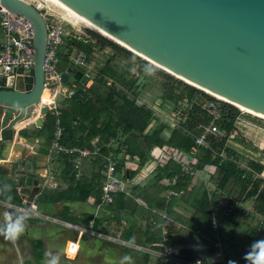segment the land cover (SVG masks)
Returning a JSON list of instances; mask_svg holds the SVG:
<instances>
[{
	"label": "trees",
	"instance_id": "obj_1",
	"mask_svg": "<svg viewBox=\"0 0 264 264\" xmlns=\"http://www.w3.org/2000/svg\"><path fill=\"white\" fill-rule=\"evenodd\" d=\"M0 33L1 40L4 37V30L1 25ZM90 34L98 39L102 45L112 47L117 52L131 59L137 58L133 52L98 32L90 30ZM67 40L68 52L76 47L85 51L87 55H91V43H86L75 37H68ZM63 60L69 61V55H63ZM157 71L162 73L161 70ZM106 78L112 80L111 85L107 83ZM164 78L163 102L178 104L184 99L185 95L192 102V106L185 109V116L180 119L178 125L172 128L171 135L166 139L162 136L166 128L164 122L159 121L158 128L150 131V125L157 120L154 110L146 105L138 104L136 99L129 96L128 91L118 89L117 83H134V81L127 80L126 72H118L106 66L100 70L89 87H85L80 82L68 83L70 86L78 84L79 87L75 89V93L71 97L65 98L62 102L60 124L64 127V134L61 144L67 147H91L92 141L97 136H100L99 143L109 145H105L101 155L92 161L93 165L98 167V172L88 182L76 181L75 158L77 154H62L64 159L62 177L70 183V186L67 190L56 195L59 197L54 195V190L46 189L44 191L45 197L55 202L60 198L87 200L93 195L99 203L104 180L106 156L111 155L118 160L117 169L122 173L126 164L135 159L138 160V169L143 167L149 159V154L158 148L168 146L189 151L193 146L197 145L196 137L204 132L205 125L212 118L205 104L216 102L220 112L217 122L226 131V134L224 136L207 135V145H198L196 167L198 170L203 171L207 165H214L216 167V176L212 174V178L214 180L216 177L221 178L218 184L220 187L230 191L234 186H240V197L244 195V199L255 198L256 208L260 213H264V178H254V171H244L236 162L230 159H223L221 156L222 152H227L228 154L235 153L238 157V154L227 145V140L235 129V122L241 114L240 109L228 102H221V106L214 97L170 74L165 73ZM204 97L210 100L204 103ZM64 105L66 106L64 107ZM55 127L56 117L54 114L48 113L43 126L37 129L38 135L46 136L47 140L51 142L54 138ZM111 139L115 141L111 142ZM252 166L256 172H262L264 169L262 164L253 163ZM180 170L181 165L175 160L171 159L163 164L158 162L155 181L151 180L146 187L137 186L133 196H129L126 192L115 194L114 201L104 207L109 212L123 211L121 213L124 215H114V219L123 218L128 220L130 215H135L137 211L136 198L141 197L144 199L149 209V215L146 217V229L138 232L133 224L124 229L122 236L128 241L154 245L164 239L160 230H154L155 222L159 219L157 210H163L166 205V199L159 197L160 193L166 189L183 190L185 194L182 199L192 205L194 213L191 216H184L185 218L181 215L179 216L182 218L181 223L190 229L188 234L192 244L189 243V239L187 240L183 236L180 238L171 237L174 232L172 229H169L166 237H168L169 243L179 250L183 258L193 259L200 257L206 262H210L216 250L211 241L216 234L211 225L215 202L209 198V192L204 185H196L197 183L195 182L199 178L183 176L179 177L177 184H172L171 178L177 175ZM123 173L126 179L133 176V172H130L129 175L126 172ZM158 184L160 187H156V189L151 191ZM150 188L152 189L149 190ZM133 204L135 205L133 206ZM169 212L172 215L175 213L172 210ZM176 216L179 217L178 215ZM223 217L225 219L220 220L219 224L226 258L228 262L234 260L236 264H246L243 257L246 253L245 249L248 247L247 244L251 245L254 240L259 238L250 227L247 226L245 228L237 220L236 211L229 217ZM110 218L113 217L110 216ZM105 220L107 218H96L93 227L99 228ZM198 231H201L202 234L198 233ZM239 231H242L243 235L239 234ZM126 247L129 250V254H131L133 249L129 246ZM159 247L157 246V248ZM232 249L233 252L231 251ZM155 257L161 261H159L161 264H172L163 262L161 257ZM151 260L152 254L144 253L143 263L151 264Z\"/></svg>",
	"mask_w": 264,
	"mask_h": 264
},
{
	"label": "water",
	"instance_id": "obj_2",
	"mask_svg": "<svg viewBox=\"0 0 264 264\" xmlns=\"http://www.w3.org/2000/svg\"><path fill=\"white\" fill-rule=\"evenodd\" d=\"M60 1L172 74L264 115V0ZM1 3L26 16L35 31L31 80L14 75L0 79V160L10 157L18 183L31 186L33 162L11 151L23 150L14 142L17 127L35 117L42 126L49 113L47 105L40 106L48 30L41 12L28 2ZM61 68L65 83L88 82L89 75L69 61Z\"/></svg>",
	"mask_w": 264,
	"mask_h": 264
},
{
	"label": "built area",
	"instance_id": "obj_3",
	"mask_svg": "<svg viewBox=\"0 0 264 264\" xmlns=\"http://www.w3.org/2000/svg\"><path fill=\"white\" fill-rule=\"evenodd\" d=\"M29 4L33 5L37 10H39L44 17L47 30V52L45 57V84L46 88L49 89L52 93L51 97L47 100L43 99L40 106L47 105L49 107V113L54 114L56 117V127L54 131V138L51 142V146L49 149V154L46 156V161L53 162L57 159V156L60 154H77L75 158V167L79 168L80 164L83 160H94L101 155V151L105 145L109 144H100L99 137L95 138L92 141L91 147H67L61 144V139L64 134V127L60 124V115H61V104L60 97L65 96L71 97L75 93V89H71L68 83L63 81V69L61 68V63L63 60V55H69V62L77 67L84 68L87 65V54L85 51L79 49L76 50L73 48L70 52H68V37H75L79 40H83L86 43H89L90 39L82 38L81 36H77L76 34H71L68 31V25L70 21L67 19L65 14L59 11V8H56L54 4L48 2V0H24ZM0 25L4 30V37L0 40V79L14 76H24L31 80L33 75V66H34V38L35 31L33 24L31 21L24 15L15 13L5 7L0 0ZM67 61V60H66ZM85 73L91 77L89 71L83 70ZM89 80V79H88ZM74 86V85H73ZM90 86V85H89ZM88 86V87H89ZM45 88V89H46ZM177 107V106H176ZM178 107L182 108L181 102H179ZM208 112L211 115V120L204 127V132L196 137L197 145L193 146L191 150H180L176 147H163L158 148L156 150H161L162 154H164V158L154 156L159 160L160 163L168 162L169 160H175L181 165V170L177 175H174L171 178L172 184H177L179 177H190V178H201L205 187L207 188L209 194V198L216 202V206L213 207V218L211 220V225L213 230L216 232L215 237L212 239L214 247L221 253L222 256L224 252V244L220 232V224L219 219L216 217V213L219 210V206H221V213L223 216L229 217L235 210L242 209L241 203L239 206L231 205V200L226 205L223 204V199L228 196L225 188L220 187L218 184L215 185L212 180V174L214 172L207 171V167L205 170L200 171L196 167V154L198 152V145H207L206 137L208 134H223L224 131L218 126V118L220 116L218 104L216 102H209L205 104ZM185 107L179 110H174L173 115L177 116L178 122H170L172 128L178 125L180 119L182 118V114L185 112ZM186 112L184 113L185 116ZM158 118V114L156 115ZM168 118V116L166 117ZM161 119L160 122L166 119ZM164 122V121H163ZM114 139H111L113 142ZM160 153V152H159ZM160 155L158 153H155ZM223 159H225V152L221 153ZM106 163L104 164V181L102 185V192L99 200L100 205H107L114 201V195L119 192H127L128 179L125 178L124 173H120L117 169L118 160L108 155L105 157ZM161 159V160H160ZM163 160V161H162ZM157 166V164H156ZM208 166V165H207ZM214 166V165H210ZM215 167V166H214ZM216 168V167H215ZM264 170V169H263ZM245 171H254L249 167H246ZM207 172V173H206ZM259 177L264 178V172L257 173ZM169 192L174 197H180V195L184 194L183 190H175L170 189ZM1 203V201H0ZM35 205L37 209V213L34 216L42 217L45 219H51L54 222H60L58 218L42 214L38 211L37 205L34 201L27 202L21 206H17V209H28ZM4 206L8 208H14L15 206L11 203H4ZM164 213V212H163ZM167 213V212H166ZM168 218V215H164ZM65 226L78 229L80 233H88L90 235H94L100 238H104L113 242H120L123 245H127L133 247L132 244H128L129 241L124 238H120L103 231L97 230L93 227V225L82 226L72 222L62 221ZM261 230V227L258 228ZM198 233L202 234L201 231ZM167 233L164 234V239L162 242H156L154 245L146 246L144 244H135V248L140 249L146 253H150L154 256L161 257L163 262H170L172 264H217V262H223L222 264H227L224 260L216 261L214 258L210 262H206L200 257H196L193 259H186L180 255L179 250L169 243L168 237H166ZM263 235L260 236L259 239L262 238ZM156 245V246H155ZM137 246V247H136ZM157 246H160L157 248ZM80 251V240H72L68 242L66 253L68 257L76 256Z\"/></svg>",
	"mask_w": 264,
	"mask_h": 264
},
{
	"label": "crops",
	"instance_id": "obj_4",
	"mask_svg": "<svg viewBox=\"0 0 264 264\" xmlns=\"http://www.w3.org/2000/svg\"><path fill=\"white\" fill-rule=\"evenodd\" d=\"M2 39L3 38H1V40ZM62 98L64 97L62 96ZM63 100H60L61 108H63V103H62ZM65 106L66 105H64V107ZM36 118L37 117L26 120L23 123H21L19 127H17V131L14 132V142L16 144L17 143L22 144L23 150L17 153H14L13 150L11 151V155L15 154L19 158L23 156L27 162L30 161L33 162L34 172H32V174L34 175L31 180L32 183L31 186L29 185L23 186L20 183H18L16 177L17 175L15 173H12L10 170L13 164V163L10 164V162L12 161L10 157L9 159L6 160H0V193H3L0 194V201H1L0 223L3 222V214L5 211H11L12 209H17V206H21L23 204H26L27 202L30 203L32 201L35 202L38 211L40 213L58 218L60 222H54L51 219L47 220L45 218L33 215L32 218H30L26 222L24 233L15 242L8 241L2 235H0V264H44L45 260L47 259L46 253L49 251L53 252L54 254L56 253L60 254L59 264H63L61 263L63 257L68 259L66 253L68 242L76 239L80 240L81 247L79 253L76 256L69 257L72 261L71 264H88L87 262L86 263L84 262L86 258L89 261H93L94 259L95 262H97V264L115 263L117 261V258L121 259L122 255L123 257H125L126 252H129L126 246H123L120 243L118 244V242H111L104 238L90 235L88 233L81 234L78 229L67 227L65 226V224L62 223V221L72 222L82 226H89V225H94V220H96V218H101V217L107 218V220L103 221L99 226V228L96 229L114 236L118 235L119 237L123 238L122 231L121 232L110 231V229L107 228L110 226V222H114V221L127 222L128 220L123 218L114 219V215L123 214L121 213L123 211L109 212V210H107L106 207H103V211L101 212L100 211L101 207L99 206L98 202L96 201L97 199L93 195L90 196L87 200H72V199L60 198L55 202H52L48 199V197H45L44 191L46 189L54 190V195L56 196L59 195L60 192L67 190L68 187L70 186V183L66 181L64 177H62V168H63V160H64L62 154L58 155L57 159H55L53 162L47 163L46 156L49 154V149L52 141L49 142L46 136L38 135L37 129L42 127L43 125L37 126L35 123ZM171 130L173 129L167 126L165 132L167 133L168 137L171 135ZM97 137L100 138V136ZM92 161L93 160L85 159L80 164L79 168L75 167L77 171L76 181L88 182L93 178V176L97 174L98 167L94 166ZM158 162H159L158 159L150 158L145 163V165L140 169H138L139 168V166L137 165L138 160L136 159L126 164V167H124L123 172H126L128 175L130 174V172L131 173L133 172V176L128 178L126 193L129 196L134 195V190L137 186L146 187L151 180H154V177L156 176L157 172L153 176H152L153 170L150 171V174L148 176H145V172L146 170L149 172V170L152 169V166L154 164H155V168L157 169L156 164H158ZM41 180L43 181L41 182ZM35 181L39 183L38 184L39 186L35 184ZM195 183H197L196 184L197 186L200 184L204 185L201 178H199ZM5 184L10 185L11 188L10 192H3ZM156 187L159 188L160 185L158 184L156 185ZM169 190L170 189L168 190L166 189L162 191V193H160L159 195V197L161 198L163 197L166 199L165 208H163V210L162 209L157 210V213L159 214V218H160V213L163 212L165 209L168 210V211L165 210L167 214L169 215L171 214L168 217H171L173 220L175 219L176 222L177 221L180 222L182 220L181 216L182 217L186 215L191 216L194 213V208L192 207V205H190L188 201H184L186 205L184 204L178 205L179 204L178 199H180L185 193L181 197H177L178 198L177 201L175 200L172 203L168 204L170 200L167 199L164 193ZM7 196L11 197V200L7 201V203L13 204L15 206L14 208H8L4 206V202ZM136 200H137L136 203L138 204L137 211L135 215H130V217L134 216L137 218L136 229L138 231L139 230L138 224L139 225L140 223L142 224L143 220L147 222L146 217L149 215V209L144 199H142L141 197H137ZM249 200L251 199L241 200L240 203L242 209L235 210L236 215L239 217L242 216L244 217V215H246L247 220H244L246 222H251V220L254 219L256 216L264 217V213H260L256 207L254 208L256 209L255 214L254 212H250V211L248 212L246 203ZM134 205L135 204H133V206ZM175 209H178L179 211L181 210V213H179L181 216L177 217L176 213L172 215V213L169 212L171 210L175 212ZM190 209L192 210V212L188 211ZM110 216L113 218L109 219ZM165 219L166 217H164L163 219L164 225L170 224L169 221L170 218L166 219V223H165ZM66 229H73L77 232ZM256 229L255 230L251 229V230H253V232H256ZM140 234L142 235V233ZM161 235L164 236L163 234ZM133 243L136 244V242ZM137 244H142V243L139 242ZM133 251L134 250L131 251V254ZM216 252L217 249L214 251L210 261H212L214 255L219 257V254H216ZM118 254H120L121 256ZM97 257L100 258L101 261H98V259H96ZM135 258H137V256H135ZM214 259L216 261H219L216 258ZM222 259L224 260L225 263L228 264L226 254L223 256ZM137 260L140 259L137 258ZM220 263L223 262L220 261L217 262V264Z\"/></svg>",
	"mask_w": 264,
	"mask_h": 264
},
{
	"label": "rangeland",
	"instance_id": "obj_5",
	"mask_svg": "<svg viewBox=\"0 0 264 264\" xmlns=\"http://www.w3.org/2000/svg\"><path fill=\"white\" fill-rule=\"evenodd\" d=\"M55 7L59 8L58 6H55ZM60 10L63 13H67L63 9L59 8V11ZM90 30L96 31L99 34L103 35L104 37L112 40L108 36L104 35L103 33L99 32V31H97L91 27H88L87 25H84L82 23L73 24L72 21H70V24L68 25V31L71 32V34H76L77 36H81L84 39H86V38L90 39L89 43H91V45H92L91 46L92 47L91 55H87V65H86V67L81 68L82 70L89 71L91 74V77L89 78L88 82L84 84V86L85 87H88L89 85L91 86L92 83L94 82V78L97 76V74L100 72V70L106 66H109V67L117 70L118 72H126L127 80L134 81V83L133 84H130L128 82H126V84L117 83V87L120 90L128 91L129 96L131 98L136 99L138 104L146 105L147 107L154 110L155 115L158 114V119L155 120V122L150 125V129H151L150 131H154L155 129H157L159 124H160L159 121L161 119H164V117L166 118L167 116H168V118L163 120L164 124L166 125V128H167V126L171 127V125H169L170 122H172V121L178 122V119H176L178 117L173 115V111L182 109L184 107L189 108L190 106H192V102L188 99L187 95H185L184 99L182 101H180L182 106H184L182 108L178 107L179 103L174 104L172 102H163V99H162L163 84L165 82L164 74L165 73L170 74L179 80H183V79L179 78L178 76L172 74L171 72H169V71H167V70H165L159 66L154 65L149 60H146L145 58H143L139 54L133 52L132 50L126 48L125 46L119 44L118 42H116L114 40H112V41H114L115 43L119 44L120 46H122V47L130 50L131 52H133L137 56V58L131 59V58L125 56L124 54L117 52L112 47L102 45L98 39L94 38L90 34ZM74 49L76 50V52H78L77 50H79L76 47H74ZM146 67H151L154 69V71L151 74H149L148 72L145 71ZM157 70H161L162 73H160ZM105 80L107 81V83L109 85H111L112 80L110 78H106ZM183 82L190 84L186 80H183ZM77 87H79L78 84H74V86H71L70 88L73 90V89H76ZM199 89L202 90L203 92L207 93L208 95L214 97L216 100H218V102L220 104H221V102H228V101L223 100V99L221 100L218 97L213 96L212 94H209L208 92H206L205 90H203L201 88H199ZM63 97L66 98L65 96H63ZM64 98L60 97V100H63ZM209 100H210L209 98L204 97L203 102L206 103ZM228 103H230V102H228ZM230 104H232V103H230ZM221 106H222V104H221ZM234 106H236V105H234ZM236 107L240 109L241 114L239 115V117L237 118V120L235 122V129L233 130V132L228 137L227 145L230 148H232L238 154V157L236 156L235 153L234 154H228L227 152H225V159H230V160L236 162L238 164V166L244 171L246 170V167L254 169V167L252 166L253 163L262 164L264 166V118L256 116L254 114H251L249 112H246L238 106H236ZM184 113L181 115L182 117H184ZM156 121H158V122H156ZM218 126L221 128L219 123H218ZM166 128H165V130H166ZM222 130L224 131V133L219 134L218 136H224L226 134V131L224 129H222ZM162 136L165 139L168 137L167 133L165 131L162 133ZM142 140H143V138H142ZM155 153H158L160 155H157ZM155 155L157 157L164 158V160H165V157H162V156H164V154H162L161 150H156V149L153 150L151 154H149V159L155 158L154 157ZM165 163H167V162H165ZM152 170H153V172H152V176H153L157 172V169L155 168V164L152 166V169L149 170V172L146 170L145 176H148L150 174V171H152ZM207 171L214 172L213 175L216 176V168L214 166L208 165ZM247 172H249V171H247ZM263 172H264V170H263ZM257 173L260 174V172H255L254 178H260ZM155 177H154V179H155ZM144 178H147V177H144ZM220 179H221L220 177L219 178L216 177L215 180L212 178L213 183L215 185L219 184ZM155 187L153 189L150 188L149 190L152 189L151 191H153L155 189ZM226 191H227L228 196H226V198L223 199L222 206H223V204L226 205L228 202H230V200H231V205H233L235 207L239 206V203L237 204V202H241V200L244 199V195H242V197H240V195H239L240 194V186H234L232 190H230V191L226 190ZM164 194L167 197V199L170 200L168 204L172 203L175 200L177 201V199H178L177 197L170 198L169 196H172V194L169 191L165 192ZM181 196H182V194L180 195V197ZM181 198L178 199V201H179L178 205H182V204L186 205L184 202L186 200H183ZM249 199H251V200H249L246 203L248 212L249 211L254 212V214H255V212H256V209H254L256 207L255 198H249ZM104 206L105 205H100V207H101L100 211L101 212L103 211ZM215 206H216V202H215ZM165 210L163 211L164 213L163 212L160 213V218L157 219V222L154 225L155 226L154 230L155 229L160 230V232L164 235L166 233L168 234L169 229H172V230H174V232L171 235V237L180 238L181 236H183V238H186L188 240L189 239L188 232L190 231V229L187 226L183 225L181 223V221L176 222L175 219L173 220L171 217H168V218H170V220L168 219L170 221V224L164 225V223H163V219L165 217L164 215L167 214L166 211H168V210H166V211ZM238 210H240V209H238ZM185 211H187V210H185ZM188 211L192 212L191 209ZM221 212H222L221 206H219V210L216 213L217 214L216 217H218L219 221L222 219H225L222 216L223 213H221ZM175 213L179 216L180 215L179 213H181V210L179 211L178 209H175ZM167 215L170 216L169 214H167ZM237 220L241 221V224H243V226L245 228L247 226L250 227L251 229H254V230L257 228L256 232H254V234L257 235L258 238H260V236L263 235L262 238L264 239V234H263V232H264V217L263 216H261V217L256 216L254 219L251 220V222L244 221V220H247L246 215H244V217L243 216L242 217L237 216ZM127 222H120V221L110 222V226L107 229H110V231H116V232L122 231L123 232L124 229H126L127 227H129L133 224L136 226L137 218L134 216H131ZM247 223H249V224H247ZM138 226H139L138 231L141 232L142 230L146 229L147 223L143 220L142 224L140 223V225L138 224ZM259 227H261L260 231L258 230ZM66 230H73V229H66ZM73 231H75V230H73ZM75 232H77V231H75ZM242 233H243L242 231H239V234L243 235ZM117 237H119V236L117 235ZM211 241L213 242L212 239H211ZM111 242H113V241H111ZM119 243L120 242H118V244ZM189 243L192 244L191 240L189 241ZM120 244L123 245L122 243H120ZM132 245H133V247H131V248L132 249L134 248L133 249L134 251L132 252V254H129V252H126V255H125V256L131 257L130 261H124V259H123L124 257L122 255L121 259L117 258V261L115 263H111V264H137V263L138 264H144L143 258H144V253H146V252L135 248L134 243ZM123 246H127V245H123ZM247 246L248 247L245 249V252L248 251L250 245L247 244ZM231 251L233 252V249ZM120 254H118V255H120ZM216 254H219V257L214 255V258H216L217 260H220L225 255V252H223V256H222V251H221V253H219V251H217ZM135 256H137V258H139L140 260H137V258H135ZM96 259H98V261H101L100 258H98V257ZM159 261L160 260L157 257L152 255L151 264H161L160 263L161 261L160 262ZM84 262L85 263L87 262L88 264H97V262H95L94 259H93V261H89L86 258V260H84ZM61 263L71 264L72 261L69 257H68V259L63 257V259L61 260Z\"/></svg>",
	"mask_w": 264,
	"mask_h": 264
},
{
	"label": "clouds",
	"instance_id": "obj_6",
	"mask_svg": "<svg viewBox=\"0 0 264 264\" xmlns=\"http://www.w3.org/2000/svg\"><path fill=\"white\" fill-rule=\"evenodd\" d=\"M145 71L151 74L154 69L146 67ZM10 185L5 184L3 192H10ZM3 194V193H0ZM11 197L7 196L5 204L10 201ZM37 213L35 205L28 209H12L5 211L3 214V222L0 223V235L6 240L15 242L25 231L26 222ZM130 241L129 244H132ZM47 259L44 264H59L60 254L49 251L46 253ZM246 264H264V239L254 240L249 246L248 251L244 255ZM124 261H130L131 257L125 256ZM228 264H236L235 261H229Z\"/></svg>",
	"mask_w": 264,
	"mask_h": 264
},
{
	"label": "bare ground",
	"instance_id": "obj_7",
	"mask_svg": "<svg viewBox=\"0 0 264 264\" xmlns=\"http://www.w3.org/2000/svg\"><path fill=\"white\" fill-rule=\"evenodd\" d=\"M48 2L54 4L55 6H58L59 8L63 9L65 12H67V13H64V14H65V16L67 17V19H68L69 21H72L73 24L82 23V24H84V25H87L88 27H91V28H93V29H95V30H97V31H99V32H101V33H103L104 35L108 36V37L111 38L112 40L118 42L119 44H121V45H123V46H125V47H127V48H130V47L127 46L126 44L120 42V41L117 40L116 38L112 37L111 35H109V34L106 33L105 31H103V30L100 29L99 27L95 26L94 24H92L91 22H89L88 20H86L85 18H83L82 16H80L79 14H77L75 11H73L71 8H69L67 5H65V4H64L63 2H61L60 0H48ZM135 52H136V51H135ZM137 53H138V52H137ZM138 54H139L140 56H142L143 58H145L146 60H149V61H150L151 63H153L154 65L159 66V67H161V68H163V69L169 71V69L165 68L164 66H162V65H160L159 63L155 62L154 60L148 58L147 56H145V55H143V54H140V53H138ZM169 72H170V71H169ZM179 78H182V77L179 76ZM184 80H186V79H184ZM186 81L189 82V83H191V84H194V83H192L191 81H188V80H186ZM199 88L205 90L206 92H208L209 94H212L213 96L218 97V98L221 99V100L223 99V100L229 101L228 99H226V98H224V97H222V96H220V95H218V94H215V93H213V92H211V91H209V90H207V89H205V88H202V87H199ZM51 95H52L51 91H50L49 89L46 88V89L44 90L42 96H43V99H44V100H47V99H49V98L51 97ZM234 104H235L236 106L240 107L242 110H244V111H246V112H249V113H251V114H254V115H256V116H259V117L264 118V115H262V114H260V113H257V112H255V111H253V110H250V109H248V108H245V107H243V106H241V105H239V104H237V103H234ZM19 126H20V125H19ZM15 144H16V143H15ZM124 239H125V238H124ZM136 244H137V243H136Z\"/></svg>",
	"mask_w": 264,
	"mask_h": 264
}]
</instances>
